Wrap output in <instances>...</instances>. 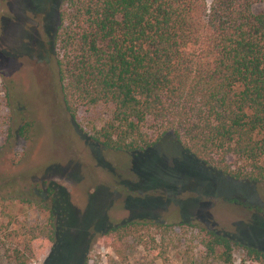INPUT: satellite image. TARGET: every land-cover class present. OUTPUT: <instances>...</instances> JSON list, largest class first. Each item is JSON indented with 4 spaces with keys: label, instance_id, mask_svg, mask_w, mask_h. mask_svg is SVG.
<instances>
[{
    "label": "trees",
    "instance_id": "1",
    "mask_svg": "<svg viewBox=\"0 0 264 264\" xmlns=\"http://www.w3.org/2000/svg\"><path fill=\"white\" fill-rule=\"evenodd\" d=\"M254 3L264 0H62L53 43L65 110L76 121L81 108L106 109L99 125H79L104 149L140 154L170 134L208 169L264 182V10ZM54 200L45 255L70 216ZM104 234L119 254L150 244L160 256L169 239L187 256L196 248V264H230L240 250L241 262L264 261L256 246L192 221L126 220ZM17 250L9 257L26 264Z\"/></svg>",
    "mask_w": 264,
    "mask_h": 264
},
{
    "label": "rangeland",
    "instance_id": "2",
    "mask_svg": "<svg viewBox=\"0 0 264 264\" xmlns=\"http://www.w3.org/2000/svg\"><path fill=\"white\" fill-rule=\"evenodd\" d=\"M61 1L0 0V264H16L15 249L26 264H196V248L187 256L169 239L157 247L160 256L150 244L117 253L121 244L104 231L133 219L192 221L264 251V182L208 169L170 134L140 154L104 149L79 127L89 118L99 125L104 108H81L71 118L53 43ZM25 120L31 127L20 135L15 125ZM52 197L70 216L45 255L38 251ZM241 257L240 250L230 264H264Z\"/></svg>",
    "mask_w": 264,
    "mask_h": 264
},
{
    "label": "flooded vegetation",
    "instance_id": "3",
    "mask_svg": "<svg viewBox=\"0 0 264 264\" xmlns=\"http://www.w3.org/2000/svg\"><path fill=\"white\" fill-rule=\"evenodd\" d=\"M55 245V244H54ZM53 248H54V246H53ZM53 248H52V250H53ZM52 250H50V252L48 253V254H50L51 252H52Z\"/></svg>",
    "mask_w": 264,
    "mask_h": 264
}]
</instances>
